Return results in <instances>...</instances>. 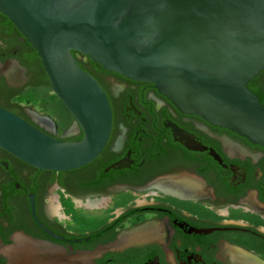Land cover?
Wrapping results in <instances>:
<instances>
[{
  "label": "flooded vegetation",
  "instance_id": "af4514ba",
  "mask_svg": "<svg viewBox=\"0 0 264 264\" xmlns=\"http://www.w3.org/2000/svg\"><path fill=\"white\" fill-rule=\"evenodd\" d=\"M78 61L110 102V139L69 172L31 167L0 148V264H11L25 237L58 249L61 264H264V147L183 113L152 83ZM43 74L37 52L0 13V107L61 139L74 123L69 111L63 122L24 104ZM159 178H177L179 194L146 190ZM145 225L156 227V241L103 250Z\"/></svg>",
  "mask_w": 264,
  "mask_h": 264
},
{
  "label": "water",
  "instance_id": "95a60500",
  "mask_svg": "<svg viewBox=\"0 0 264 264\" xmlns=\"http://www.w3.org/2000/svg\"><path fill=\"white\" fill-rule=\"evenodd\" d=\"M0 13L37 52L52 92L74 118L56 139L0 107V148L27 165L74 171L108 144L110 102L80 66V55L108 72L152 83L183 113L264 147V105L249 88L264 71V0H0ZM31 116L56 129L50 117ZM76 132L81 141H66ZM177 182L159 178L146 190L178 195ZM155 230L136 228L103 250L152 243ZM22 242L10 250L11 264L62 263L58 249L27 237Z\"/></svg>",
  "mask_w": 264,
  "mask_h": 264
},
{
  "label": "rangeland",
  "instance_id": "374dc122",
  "mask_svg": "<svg viewBox=\"0 0 264 264\" xmlns=\"http://www.w3.org/2000/svg\"><path fill=\"white\" fill-rule=\"evenodd\" d=\"M51 96H53V93L49 90H29L25 92L23 99L25 105H31L41 109L43 112H49L54 117H57L59 121H63L62 117L65 116L66 112L62 107L50 104Z\"/></svg>",
  "mask_w": 264,
  "mask_h": 264
},
{
  "label": "trees",
  "instance_id": "16d2710c",
  "mask_svg": "<svg viewBox=\"0 0 264 264\" xmlns=\"http://www.w3.org/2000/svg\"><path fill=\"white\" fill-rule=\"evenodd\" d=\"M263 77H264V72H262L259 77L254 79L249 84V88L255 95L259 97L261 103L264 105V78ZM256 83H258V85H256ZM39 84L40 86L43 87L40 89L52 91L50 81L46 74L42 75V77L39 80ZM50 101H51L50 102L51 105L53 104V105L60 106L65 110L66 113H69L65 105L61 102V100H59V98L56 95L51 96ZM63 121H65L64 118H63Z\"/></svg>",
  "mask_w": 264,
  "mask_h": 264
},
{
  "label": "bare ground",
  "instance_id": "6f19581e",
  "mask_svg": "<svg viewBox=\"0 0 264 264\" xmlns=\"http://www.w3.org/2000/svg\"><path fill=\"white\" fill-rule=\"evenodd\" d=\"M23 243V242H22Z\"/></svg>",
  "mask_w": 264,
  "mask_h": 264
}]
</instances>
